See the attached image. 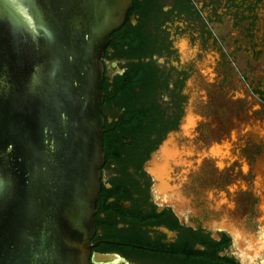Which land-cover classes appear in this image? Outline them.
I'll list each match as a JSON object with an SVG mask.
<instances>
[{
    "label": "flooded vegetation",
    "instance_id": "af4514ba",
    "mask_svg": "<svg viewBox=\"0 0 264 264\" xmlns=\"http://www.w3.org/2000/svg\"><path fill=\"white\" fill-rule=\"evenodd\" d=\"M263 15V0H132L101 58L104 162L89 264H241L238 255L248 264H264V251L251 257L246 248L248 239H264L255 193L264 138L253 131L264 124V96L240 68L249 67L256 78L262 59L251 64L243 53L228 50L231 30L246 20V39L258 24L264 27ZM215 77L219 90L245 88L234 97L240 105L234 109L251 120L242 134L253 143L242 151L246 174L231 166L220 172L226 163L214 148L223 154L229 145L227 120L213 132L209 122L201 123L198 137L190 130L188 138L184 129L185 123L195 129L198 116L208 112ZM160 150L163 155L153 161ZM156 162L161 183L151 169ZM239 177L247 184L244 205L242 194L233 201L228 192ZM217 196L227 201L219 205L223 214L215 209Z\"/></svg>",
    "mask_w": 264,
    "mask_h": 264
},
{
    "label": "water",
    "instance_id": "95a60500",
    "mask_svg": "<svg viewBox=\"0 0 264 264\" xmlns=\"http://www.w3.org/2000/svg\"><path fill=\"white\" fill-rule=\"evenodd\" d=\"M131 5L0 0V264H89L104 162L101 58ZM151 169L161 183V164Z\"/></svg>",
    "mask_w": 264,
    "mask_h": 264
},
{
    "label": "rangeland",
    "instance_id": "374dc122",
    "mask_svg": "<svg viewBox=\"0 0 264 264\" xmlns=\"http://www.w3.org/2000/svg\"><path fill=\"white\" fill-rule=\"evenodd\" d=\"M263 5H264V0H263ZM245 21L243 23H241L240 26L231 30V34H229L230 47L228 50L232 56H233V53H234V55L237 53L236 54L237 56L241 55L240 53H243V55H245L248 60H251V62H250L251 64H252V62H254V59L256 57H259L260 60L262 59V63L259 64V68L257 70V73L254 72V74L256 73V78L253 77L254 75L250 74L249 67L246 68V66L244 65V66H241L240 68L242 69L243 73H247V75L249 77L248 83L251 84L253 86V88L260 90L262 95L264 96V27L262 25L258 24L256 29H254L252 31V33L250 35H248V38L245 39L244 30H243L244 29L243 26L247 24V22H245ZM233 37L238 38L240 41L236 44L234 42ZM228 59H229V57H228ZM258 81H260L259 84H258ZM219 89H220V80L215 77V79H214V92H213V96L211 97V100L213 101V103H211V106H209L208 112H206L204 114V116L199 117L197 115L198 116L197 126H195V130L194 129L193 130H194L195 134H198L196 136V137H198L199 136L198 128H199L201 123L209 122V124H211V125L213 124L212 125L213 127L211 125H209V128L213 132V130L216 129V127L220 126L224 120H227L228 121L227 123L230 125V131L228 134L229 145L227 146V148L223 154H221L219 152L217 154V148L216 147L214 148V153L216 154V156H218L220 159H223L224 162L226 163V165L224 167H221L220 172L226 166H228V167L231 166V168H232L231 171H233V172L236 171V173L242 172V173L246 174L248 172V169L246 167L245 162L241 159L242 151L245 148V145L251 146V145H253V143L248 140V137H246V138L243 137L242 134H243V132L247 131V129L249 128V127H247V125L250 126L251 120L247 118L248 113H246L244 115V113L242 111L241 115L239 116L240 111L236 112V110L234 109V108H238L240 106L238 100H236L234 97H240V96L244 95V91L241 87H238V86H235L231 89L228 87L222 88L221 90H219ZM207 98H208L207 95L205 93H203L202 91L199 93V101H200L201 105H203V106L207 105L206 104ZM228 102H230V104H231V107H229V110H227V112H224L223 114L218 113V109L220 107H222L224 104H227ZM235 112L238 114H236ZM191 116L194 117L196 115H191ZM242 119H244V120H242ZM193 120H195V118H193ZM193 123H195V121ZM242 123H244V126H242ZM260 128H263V127H260ZM260 128H259V131L256 129H254L253 131H254V133H257L264 138L263 129L261 130ZM253 152L254 151H252V150L247 151V153L249 155L253 154ZM219 175H220V173L215 175L217 180H218ZM243 182H244V180L242 177H239L237 180H235L233 178L230 189H232L234 192L237 193V191L240 187L239 184L242 185ZM243 187L246 188V186H244V185H243ZM243 193H244V191L240 192V194H242L241 203H243V205H244L245 203H247V201H246L247 198L243 197ZM214 206H217L216 207L217 210H219L222 213V211H221L222 209L220 208L219 203L215 202ZM198 210H201V209H198ZM261 247L263 248V251H264V244H262Z\"/></svg>",
    "mask_w": 264,
    "mask_h": 264
},
{
    "label": "bare ground",
    "instance_id": "6f19581e",
    "mask_svg": "<svg viewBox=\"0 0 264 264\" xmlns=\"http://www.w3.org/2000/svg\"><path fill=\"white\" fill-rule=\"evenodd\" d=\"M234 84V83H233ZM232 84V85H233ZM232 85H230L231 87H232ZM242 88V87H241ZM245 89V88H244ZM243 89V90H244ZM246 91V90H245ZM243 94V93H242ZM245 94V93H244ZM252 98V97H251ZM226 101V100H225ZM223 103V102H222ZM257 109V108H256ZM252 112V111H251ZM258 112V111H257ZM189 117H191V116H189ZM188 117V118H189ZM254 118V117H253ZM241 119V118H240ZM246 119V118H245ZM188 120V119H187ZM242 120H244V119H242ZM248 121V120H247ZM252 122H254V121H252ZM261 122V121H260ZM246 126V125H245ZM257 126V125H256ZM263 128H260L261 130L263 129V136H264V124H263V126H262ZM184 129H185V131H187L186 132V134L189 136L188 138H192L189 134L191 133L190 132V130H192L193 132H194V130H193V128L190 126V124H189V127H188V125L185 123V125H184ZM189 131H188V130ZM247 129V128H246ZM253 129V128H252ZM251 136V135H250ZM253 137V136H252ZM263 141V140H262ZM264 142V141H263ZM227 154V153H226ZM264 160V159H263ZM223 161V160H222ZM226 161V160H225ZM225 163H223V165H224ZM226 165V164H225ZM258 166H259V173H258V175H257V181H258V185H259V187L257 188L256 187V185H255V193L257 192V195H261V199H260V201L264 204V200H263V196H264V164H263V161L262 160H259V162H258ZM258 172V171H257ZM156 173V172H155ZM243 185L244 186H246L247 184L246 183H244L243 182V184L241 185V184H239V189H238V191H237V195H234V196H232L231 195V192H230V187H229V189H228V192H229V194H230V197H231V199L234 201V199H235V197H238L239 196V194H240V192L242 191H245L246 190V188H244L243 187ZM243 188V189H242ZM257 189H258V191H257ZM241 195V194H240ZM263 195V196H262ZM217 198H218V196L215 198L216 199V201H217ZM232 201V203H234ZM240 201V199L238 200V202ZM219 202V201H218ZM236 202V201H235ZM220 204L222 203V204H224V203H227V201L226 202H219ZM229 203V202H228ZM219 204V205H220ZM236 204V203H235ZM215 207H217V206H215ZM262 222H263V224H264V214H263V216H262ZM248 243H249V247H246V248H248V252H251V257L253 256V252H256V254H257V252H258V255H259V253H261L262 251H263V248L261 247L262 246V244H264V242L261 240V239H248ZM245 248V249H246ZM242 250H243V248H242Z\"/></svg>",
    "mask_w": 264,
    "mask_h": 264
}]
</instances>
